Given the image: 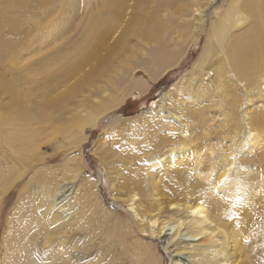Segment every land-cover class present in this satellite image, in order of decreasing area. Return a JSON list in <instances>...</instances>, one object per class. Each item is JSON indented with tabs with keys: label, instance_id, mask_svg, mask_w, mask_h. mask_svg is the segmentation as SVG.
<instances>
[{
	"label": "rangeland",
	"instance_id": "obj_1",
	"mask_svg": "<svg viewBox=\"0 0 264 264\" xmlns=\"http://www.w3.org/2000/svg\"><path fill=\"white\" fill-rule=\"evenodd\" d=\"M121 1L0 0V80L6 85L0 91L2 101L8 105L11 102L8 95L13 90L19 94L28 92L23 103L32 105V113L45 124L44 143L39 151L45 163L36 170H59V182L69 187L65 197L72 198L70 212L74 217V222L66 227H50L59 225L57 221L46 226V219L53 217L58 207L49 210L37 200V213L40 210L46 214L30 211L28 215L36 218V225L18 235L14 244L13 237L22 221L20 199L26 196L25 191L39 199L40 188L44 190L48 186L38 183L32 174L17 181L11 189L4 188L2 183L0 264H10V255L14 252L19 256L26 244L32 246L36 261L41 264H60L50 259L54 252H63L66 256L63 264H172L164 246L165 240L174 238L177 226H170L167 239L144 234V228L152 227L151 214L157 212L153 207L155 197L150 200L144 188L156 181L157 192L165 205L164 217L174 216L167 206L187 200L185 183L196 181L197 185L199 181V187L204 185L219 196L222 186L215 187L213 178L218 170L223 171L224 162L230 157L241 163L238 166L233 162L230 176L242 172L240 177L248 187L254 183L249 184L253 181L248 182L246 177L262 172L261 187L255 193L264 195L261 192L264 162L258 164L253 158L264 156V128L259 129L262 136L259 144L254 146L250 142L251 149H247L246 134L241 133L240 124L234 126L228 112L231 92L220 84L221 80L230 84L238 101L235 107L241 115L249 98L262 110L264 64L246 73L244 83L240 82L230 57L224 56L232 35L240 28L234 20V27L218 36L220 48L218 39H211L209 32L212 22L219 20V15L232 4L230 13L244 19L243 27L256 19L264 23L260 17L264 0H234L230 4L231 0H128L122 14L117 16ZM112 24V32L104 34ZM89 27L94 29L92 35ZM85 40H92L88 51L93 56L78 74L56 85L65 69L75 64L74 49ZM246 56L250 58L252 53ZM81 79L83 83L79 84ZM247 89L253 90L250 96ZM165 93L167 112L164 118H159L153 107L159 105ZM45 99L61 101L44 112L40 105ZM105 106L111 107L98 118L96 126L79 128L78 116H86L87 111L93 119ZM192 111L198 114L192 115ZM170 114H178L180 118L173 122L171 119L175 118L169 117ZM158 122L167 125L162 127ZM99 136L103 141L97 145ZM5 143L3 136L0 155L6 154ZM248 152L253 156L244 164ZM177 153L181 159L172 160L171 155ZM1 159L5 156L0 157V165ZM188 160L195 161V166L185 173V183L179 177L166 175L164 170L172 171L179 162ZM159 161L167 162L165 169ZM12 162L14 159H9L5 165L10 167ZM24 183L28 185L26 190ZM214 188H218L216 194ZM253 199L246 207L251 221L249 232H245L242 240L246 243L250 239L246 245L251 246L248 247L252 250H249L251 264H264V198ZM135 210L143 216V221ZM39 222L44 227L41 232H38ZM25 253H29L27 248ZM241 255L243 262L246 258ZM137 256L141 257L138 262Z\"/></svg>",
	"mask_w": 264,
	"mask_h": 264
},
{
	"label": "bare ground",
	"instance_id": "obj_2",
	"mask_svg": "<svg viewBox=\"0 0 264 264\" xmlns=\"http://www.w3.org/2000/svg\"><path fill=\"white\" fill-rule=\"evenodd\" d=\"M127 1L128 0H122L118 4L119 12L117 16L122 14L123 8L125 7V3ZM231 2H234V0H231L229 4ZM231 6L230 7L227 6L224 9V12L221 13V15H219V20L212 22L209 32L211 31L210 33L212 34L211 39L213 37L214 38L216 37L218 39V36L219 37L223 36L226 30L230 29L231 27H234V20H235L236 25H238L237 28H240V30L236 31L232 35L230 47L229 49L224 51V56L226 57L228 56L231 58V59L229 58V60L231 61V65L234 68L235 71L234 73L236 78L238 77L237 79L240 82L244 83V77H246V73H250L252 69L256 68L261 64H264V23L256 19L250 22L246 27H243L244 19H241L240 15H233L232 13H230ZM0 16H2V10H0ZM255 16H257V13H255ZM260 17L264 18V12L260 15ZM113 28H114V24L108 26L107 29L103 31V33L109 34L112 32ZM88 30H90L89 32L92 35V31H94V29L92 27H89ZM87 38L88 36L86 35V39ZM219 40L220 38L217 40L219 44L217 45L220 48ZM84 42L85 43H83L82 45L85 46L79 45L74 49L76 51L75 55L77 58L75 60V64L69 67L68 69H65L64 76H62L61 79L58 78L59 81L56 83V85L60 84L61 80H65L67 78L69 79L71 76L78 74L81 71V69H83V66L86 65L93 56V53L88 51V48L90 46L89 44H91L92 40H85ZM248 52L252 53V56L250 58L246 56V53ZM153 75L155 77V74ZM156 78H158V76ZM82 83L83 81L81 79L79 84ZM220 84L226 86L228 90L231 92V95H229V97L232 96L233 98L229 102L230 111L228 112L232 116L231 120H233L234 126H238L240 124V128L242 129L241 133L244 132L247 136V140L244 141L246 144V148L248 147L247 149H251V147H249L251 146L250 142H252L253 145L256 146V144H259V142L261 141L262 136L260 134L259 129L264 128V109L258 110L256 108V104H254V100L249 98V104H248L249 108L247 106L245 113L241 115L237 110L238 101L235 99L236 96H234L230 84L224 80H221ZM175 85L176 83L173 86ZM178 86L179 85H177V87ZM5 87L6 85H3L0 80V91H2ZM236 87L237 89H239L238 84L236 85ZM252 91H253L252 89H247V93L249 94V96H250V92ZM165 95L166 93L164 94V97H162V99L160 98L159 105L153 107V111L159 118H164L166 116L167 111L165 110L166 106L164 104L165 103L164 98H166ZM1 96L2 94L0 95V140L1 137L5 136L6 143L4 145L6 148V154H3L4 153L3 152L2 153L3 155L2 154L0 155L1 158L5 156V159H1L2 164L0 165V185L3 183L2 185H5L4 188L11 189L12 186L17 181L24 180L25 177L27 178L30 174H32V178L37 180L38 183H40L41 185L47 183L48 186V188L47 189L45 188L44 190L40 188L39 199H35L33 196L31 197L29 193H28L29 195L26 193V191H25L26 196L22 197L24 200H22V198L20 199L23 203L21 205V208H19L22 221L20 228L17 229V232L13 237L15 244L18 235L27 232V230H29L31 226L34 227L33 225H36L35 224L36 218L30 217L31 215L29 216L28 213L30 214V211L33 212V209L36 214L41 213L40 210L37 213V206H38L37 200H40V202L42 201L45 204V207H47V209L49 210L51 209L52 206L58 207V211H57L58 213L56 212V214H54L53 217H50L48 219L44 217L47 220L46 226H49L51 222H55V221L60 222L59 225L53 224L50 226V227L54 226L56 228H58L59 226L66 227L68 226L67 223L74 222L73 214L70 212L72 210L70 208L73 206V201L72 198L70 199L68 197H65L69 187L67 188L65 182L63 181L59 182L60 180L57 173L59 172V170L53 168H44V169L36 170V168L41 167L42 163H45V159L41 156L42 154H40L39 152L41 145L44 143L42 140V136L44 134L43 130L45 128V124L42 123L40 116L36 117V115L32 113V110L34 109L32 105L30 104L25 105L23 103L24 99L28 97V92H21L19 94L17 90H13L12 95H8L9 98H11V102H9L8 105H5L3 103ZM57 101L60 102L61 100L56 99L55 101H53V100L45 99L41 105L39 103L38 105H40L42 110L45 112L48 111L49 109H52L53 106L55 107ZM235 104H237L236 107ZM162 105L165 112L161 110ZM180 106L182 107V105ZM96 107L94 108L96 109ZM110 107L105 106L104 109H101V111L102 110L103 111L93 119L89 118L90 115H88L87 111H85L86 116H78V118H76L77 124L78 126H80L79 128L81 129L82 127L84 128L88 125L96 126L98 124L97 123L98 118L101 115H103V113ZM86 109L87 106H84L83 110ZM256 112H259V114H257ZM191 114L197 115L198 113L192 111ZM168 116L171 117L172 115L170 114ZM172 117L175 118L173 120L171 119V121L173 122L174 120L180 118L178 114L173 115ZM158 124L161 125L162 127L164 125H167L159 122ZM242 124L244 126L243 128H242ZM100 137L101 136H99L97 140V145L102 144L103 140ZM247 143H249V145ZM233 146L231 147L232 149L234 148ZM192 151H194V149ZM232 151L235 152L234 150ZM248 153L250 154H247L243 159L244 164L245 162H250V159L253 156L251 155L252 152H248ZM179 155L180 153L175 154V156L171 155L172 157H174L172 158V160L181 159V157H177ZM233 158L230 157L229 160H227V162H224L225 164L223 171L220 172L222 169L218 170L219 173L216 174L217 175L216 178H213L216 181V182L214 181L215 187L217 185L222 186L219 194L217 193L219 196L212 194L208 190V188L204 185H200V187H202V189H200L198 185L199 181L197 182L198 184L195 185L196 182L195 179H194L195 182L193 184L185 183L186 182L185 173L188 174V169L189 168L193 169L195 166V161L193 160L179 162V164L174 169H172V171L164 170L167 172L166 175L168 177H174V178L179 177V180L181 181L185 180L184 183L186 184L185 195L187 200L183 203H178V204H174L173 202L169 206H167L169 210L174 211L173 212L175 214L174 216L168 214L164 217L163 210L165 208V205L162 204V197H159V194L157 192L156 181H151V184H148L149 186H147V188H144L146 191L144 192L149 194L150 200H152V198L155 197L156 201L153 203V207L157 211L156 213L151 214L152 219L150 220V222L152 227L147 229L143 227L144 234L149 235L151 237H156L158 235L161 237L165 236L166 237L165 239H167L170 226H177L176 230L173 233L174 238L172 239L170 238L171 240H168V242H166L165 240L166 244L164 246V248L167 249V251L171 255L170 257L172 258V264H192V261L194 264H242V263L251 264L252 263V259H251L252 257L249 252L251 246L249 244L248 246L246 245L247 241L250 239H248L245 243L242 240V237L246 236L244 234L250 228L249 227L250 219L247 217L248 211L246 210V207L252 204V202L254 201L253 197L264 198V195L260 196L258 193L259 196H257L255 193V191H257L258 188L261 187L260 184L262 183L261 182L262 172L257 171L255 176L249 175V177H246L248 182L253 181L250 182L249 184L254 183L253 186L248 187L247 183L244 182L245 179L240 177V174L242 172H239L238 175L235 174L230 176L229 172L231 170V166L233 165V162L235 161L234 164L238 162L240 163V161L237 160L233 161ZM253 158L256 162H258V164L264 162V156L260 157L258 155H255L253 156ZM9 159H14V162H12V165L10 167L5 165V163H7V160ZM72 159H69V161ZM79 163H80V159H79ZM165 164L167 165V162L159 161V165L163 169H165L166 166ZM27 167L29 169L28 171H27ZM257 174L260 175L257 176ZM213 187H211V189ZM23 188L24 190L28 189L27 183L23 184ZM216 189L217 190H215L214 188L215 194L216 191L218 192V188ZM261 192L262 194H264V190L261 189ZM4 193L6 192L2 191V194ZM202 196L205 197L207 203L202 202V200H204ZM48 197L49 199H47ZM135 198L136 197H134V199ZM190 200H192L193 202ZM18 204L19 203H17V205ZM134 208L135 207L133 206V209ZM209 208H212L213 210L210 211ZM135 211L138 214L139 217L138 219L143 221L144 220L143 216L140 215L137 210ZM41 214L45 215L46 213L42 212ZM18 221L19 220H17V222ZM39 223L41 224V227L38 228L37 226V228H38V232L39 231L41 232L44 229V227L41 222ZM26 238H29V236ZM249 246L250 249L248 248ZM26 248L29 251V253H25ZM33 251L34 249H32V246H28L26 244V246H24L23 253L22 252L18 253L19 256L22 255V258H19V256L13 252V254L10 255L11 258L10 264H41L36 261L35 258L36 253ZM54 253L55 255L50 259L52 261H58L60 264H63L62 260L66 259V256L62 254L63 252H54ZM241 254H244L245 256L243 257L246 258V260H244L243 262L241 259L242 258ZM40 256L38 257V260ZM140 258H141L140 256H137L136 262H138Z\"/></svg>",
	"mask_w": 264,
	"mask_h": 264
}]
</instances>
